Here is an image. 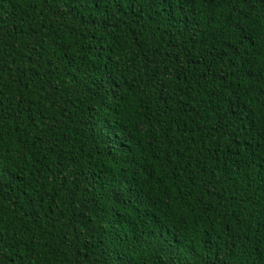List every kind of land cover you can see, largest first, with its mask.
<instances>
[{"label":"trees","instance_id":"obj_1","mask_svg":"<svg viewBox=\"0 0 264 264\" xmlns=\"http://www.w3.org/2000/svg\"><path fill=\"white\" fill-rule=\"evenodd\" d=\"M115 253L264 264V0H0V264Z\"/></svg>","mask_w":264,"mask_h":264},{"label":"snow or ice","instance_id":"obj_2","mask_svg":"<svg viewBox=\"0 0 264 264\" xmlns=\"http://www.w3.org/2000/svg\"><path fill=\"white\" fill-rule=\"evenodd\" d=\"M166 2H167V0H161L162 4L166 3ZM213 2H217V0H213ZM235 2L238 3L241 7H243L244 4L247 2V0H235ZM245 95H247V94H245ZM236 100L238 102L242 103L239 95L236 97ZM113 264H126V261L121 257V255L119 253H115L114 259H113ZM208 264H220L219 258L217 257L215 260L209 261Z\"/></svg>","mask_w":264,"mask_h":264}]
</instances>
